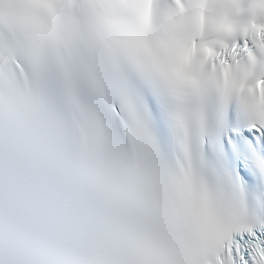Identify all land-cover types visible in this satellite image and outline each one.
<instances>
[{
  "label": "snow or ice",
  "instance_id": "obj_1",
  "mask_svg": "<svg viewBox=\"0 0 264 264\" xmlns=\"http://www.w3.org/2000/svg\"><path fill=\"white\" fill-rule=\"evenodd\" d=\"M0 264H264V0H0Z\"/></svg>",
  "mask_w": 264,
  "mask_h": 264
}]
</instances>
